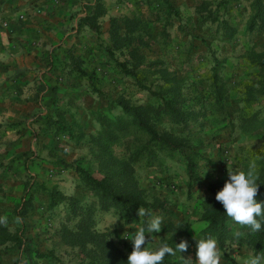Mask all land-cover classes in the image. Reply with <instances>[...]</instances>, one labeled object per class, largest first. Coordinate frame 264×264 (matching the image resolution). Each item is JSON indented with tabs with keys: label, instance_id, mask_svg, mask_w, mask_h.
I'll return each instance as SVG.
<instances>
[{
	"label": "rangeland",
	"instance_id": "obj_1",
	"mask_svg": "<svg viewBox=\"0 0 264 264\" xmlns=\"http://www.w3.org/2000/svg\"><path fill=\"white\" fill-rule=\"evenodd\" d=\"M114 29L127 35L120 43ZM173 98L187 121L165 113L153 122L183 147L158 148L152 165L145 155L134 169L167 202L149 217L163 227L148 245L175 231L188 250L171 261L184 264L196 260L192 226L206 227L210 184L250 164L264 179V0H0V264H87L64 234L88 209L93 229L130 254L141 226L102 209L76 167L97 178L112 167L100 143L108 120L131 121L120 102ZM136 137L115 140L113 155L131 154ZM217 247L221 264L255 254Z\"/></svg>",
	"mask_w": 264,
	"mask_h": 264
},
{
	"label": "trees",
	"instance_id": "obj_2",
	"mask_svg": "<svg viewBox=\"0 0 264 264\" xmlns=\"http://www.w3.org/2000/svg\"><path fill=\"white\" fill-rule=\"evenodd\" d=\"M262 9L259 15H262ZM133 20L128 19L126 24L131 27ZM119 30H113V40L120 43L123 37ZM85 74V71H82ZM162 94V93H161ZM123 109L130 116L131 121L124 122V119L108 120L107 126H111L107 132H104L105 139L101 141L100 146L104 154V164H110L106 175L102 178L95 177L88 170L77 166L76 171L80 174L83 182L93 191L99 199L100 206L104 210L113 208L115 213L123 219L125 224H137L144 226L154 210H166L167 202L159 197L149 196L141 186L134 165L147 155V160L152 165V160L159 149L177 151L180 150L184 143L183 140L174 133L169 131H159L154 119H159L162 114L170 115L176 122L187 121L188 117L177 106L175 98L164 99L162 103L145 104L140 106L128 105L120 102ZM110 134V135H109ZM135 135L136 139H142V143L135 145L131 154L127 157L116 158L111 152L112 143L125 135ZM109 137H108V136ZM139 136V137H138ZM106 158V161H105ZM188 160V170L190 177H193V162L190 156ZM114 161V162H113ZM259 190L256 199L264 202V179L259 181ZM224 181L218 180L210 184L209 191L211 196L206 199L202 220L206 222V227L201 232L202 236L212 235L217 239L218 246L221 250L226 249L228 242L234 244H245L251 248L255 254H261L264 250V228L259 232H250L246 226H229L231 220L224 213L220 203L215 200L216 192L223 187ZM143 208L148 211L149 215L139 216L138 209ZM81 213L82 218L75 228L65 227L64 238L74 247H79L84 253V259L88 260L87 264H126L128 255L118 248L115 243L109 239L106 233L93 229L90 223L91 215L87 212ZM93 213V211H92ZM86 223V225H83ZM173 227V225H172ZM184 231H187L188 225H182ZM182 238L175 233L171 236L164 237L161 243H168L175 247ZM182 253V252H180ZM179 252L176 253L180 254ZM173 256L166 255L162 264H173ZM232 264H237L231 256H226Z\"/></svg>",
	"mask_w": 264,
	"mask_h": 264
},
{
	"label": "clouds",
	"instance_id": "obj_3",
	"mask_svg": "<svg viewBox=\"0 0 264 264\" xmlns=\"http://www.w3.org/2000/svg\"><path fill=\"white\" fill-rule=\"evenodd\" d=\"M207 171L206 168L201 176ZM258 179L254 164H250L247 169L228 168V178L215 194V200L222 205L224 213L235 223L246 226L250 232H259L264 228V202L256 199L260 184ZM138 215L149 213L139 207ZM162 227L163 217L155 215L144 226L136 229L130 238L132 251L126 264H162L166 255L175 256L177 252H187L188 242L183 239L175 247L166 242L157 247L149 246L148 241ZM204 227V224L192 226L196 233V260L193 262L189 258L184 264H221L223 253L217 247V239L212 235L198 236ZM262 261L264 255L254 254L248 258L247 264H261Z\"/></svg>",
	"mask_w": 264,
	"mask_h": 264
},
{
	"label": "crops",
	"instance_id": "obj_4",
	"mask_svg": "<svg viewBox=\"0 0 264 264\" xmlns=\"http://www.w3.org/2000/svg\"><path fill=\"white\" fill-rule=\"evenodd\" d=\"M238 261V260H237Z\"/></svg>",
	"mask_w": 264,
	"mask_h": 264
}]
</instances>
